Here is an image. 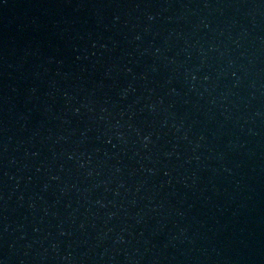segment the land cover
I'll return each mask as SVG.
<instances>
[{
    "label": "water",
    "instance_id": "water-1",
    "mask_svg": "<svg viewBox=\"0 0 264 264\" xmlns=\"http://www.w3.org/2000/svg\"><path fill=\"white\" fill-rule=\"evenodd\" d=\"M0 264H264V0H0Z\"/></svg>",
    "mask_w": 264,
    "mask_h": 264
}]
</instances>
